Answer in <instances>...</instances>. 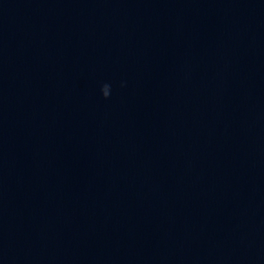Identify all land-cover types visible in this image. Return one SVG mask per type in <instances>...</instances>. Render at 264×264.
Returning a JSON list of instances; mask_svg holds the SVG:
<instances>
[{
    "label": "water",
    "instance_id": "obj_1",
    "mask_svg": "<svg viewBox=\"0 0 264 264\" xmlns=\"http://www.w3.org/2000/svg\"><path fill=\"white\" fill-rule=\"evenodd\" d=\"M0 264H264V0H0Z\"/></svg>",
    "mask_w": 264,
    "mask_h": 264
},
{
    "label": "clouds",
    "instance_id": "obj_2",
    "mask_svg": "<svg viewBox=\"0 0 264 264\" xmlns=\"http://www.w3.org/2000/svg\"><path fill=\"white\" fill-rule=\"evenodd\" d=\"M121 86H123V82H121ZM111 92V91H110ZM110 92L106 91L105 92V97L107 98L110 95Z\"/></svg>",
    "mask_w": 264,
    "mask_h": 264
}]
</instances>
